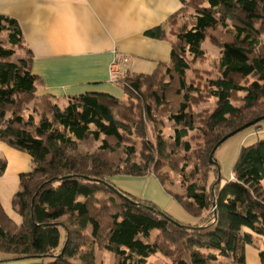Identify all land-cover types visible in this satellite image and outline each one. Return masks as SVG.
<instances>
[{
  "label": "trees",
  "instance_id": "1",
  "mask_svg": "<svg viewBox=\"0 0 264 264\" xmlns=\"http://www.w3.org/2000/svg\"><path fill=\"white\" fill-rule=\"evenodd\" d=\"M181 2L183 7L168 21L183 15L189 5L194 19L173 34L168 65H159L149 75L122 71L113 80L126 100L85 92L69 97L63 108L49 95L37 94V77L29 69L27 56L13 59L14 47L23 46L21 29L14 18L0 15V35L5 32L10 45L0 39V140L28 153L33 162L30 171L19 174V189L12 197L21 223L9 218L0 205V262L95 264L98 247L114 256V264H150L147 259L155 253L170 264H212L219 257L229 258L231 264H246L245 246L253 243L252 233L264 235V138L240 147L232 178L224 183L209 155L226 134L223 130L264 115V0ZM225 10L229 18L223 15ZM226 20L231 24L227 26ZM218 27H229V38L221 43L217 76L208 79L216 105L201 119L188 106L193 90L185 78L192 64L188 55L202 56L201 43L215 36ZM160 30L157 27L145 35L160 38ZM240 93H244L242 104H233ZM169 94L172 100L178 99L175 111L167 116L173 134L168 138L160 131L154 134L151 147L157 161L151 159L153 169L148 166L150 160L130 162L128 157L124 167H113L99 154L124 148V153L132 155L134 148L123 147L124 127L116 111L122 109L119 113L128 117L140 109L154 130L153 118L164 113L153 114L150 103L161 107ZM23 95L39 100L35 111L43 109L37 118L33 113L21 117ZM135 99L139 103L133 108L130 104ZM192 131H198L202 140L195 148L191 139L197 137L190 135ZM86 141H99L98 150L80 149ZM167 156L169 167L180 175L183 193L165 190L199 218L198 223L177 221L152 202L118 190L109 179L152 172L164 185L165 178L154 170ZM189 157L200 163L196 161L188 170ZM5 166L0 159V176ZM201 166L206 168L204 184L196 178ZM153 231L157 233L152 235ZM259 257L264 264V248Z\"/></svg>",
  "mask_w": 264,
  "mask_h": 264
},
{
  "label": "crops",
  "instance_id": "2",
  "mask_svg": "<svg viewBox=\"0 0 264 264\" xmlns=\"http://www.w3.org/2000/svg\"><path fill=\"white\" fill-rule=\"evenodd\" d=\"M181 7V0H0V15L14 18L21 29L23 46L14 47V55L19 50V56L13 59L27 56L29 69L37 77V94L49 95L63 108L69 97L85 92L107 93L124 100L120 96L121 87L110 75L114 50L117 55L128 57L121 69L132 75H149L159 65H168L171 43L175 40L168 19ZM157 27L162 37L145 35ZM0 39L5 46H10L5 32ZM259 127L256 132H264V127ZM2 145L16 151L4 149ZM0 150L13 157L14 171L20 173L19 152L24 151L1 140ZM24 153L31 161L30 155ZM159 193L163 200L174 204L179 216L193 221L170 197L162 191ZM197 219L190 224L198 223ZM102 250L95 247V264L106 261L114 264V256Z\"/></svg>",
  "mask_w": 264,
  "mask_h": 264
},
{
  "label": "rangeland",
  "instance_id": "3",
  "mask_svg": "<svg viewBox=\"0 0 264 264\" xmlns=\"http://www.w3.org/2000/svg\"><path fill=\"white\" fill-rule=\"evenodd\" d=\"M194 13L195 12L190 5L186 7V10L183 15H181L177 20H174L175 22L170 21L172 24L171 32L174 34L175 31L180 28L183 24H185V26L190 24L191 21L194 19ZM223 15L226 16V18H229L230 12L225 10L223 12ZM226 24L227 26L230 25L231 21L226 20ZM229 31V27H218L215 36L207 37L201 43V49L203 50L202 56L196 57L194 55H188V59H192V64L191 68L186 72L185 78L188 85H190V87L193 89L190 94L188 106L190 111L199 112L201 119H203L204 116H207L208 113L211 112L216 105L215 99L213 98V96H211V89L210 85L208 84V79L217 76V61L221 53V43L225 39L229 38ZM18 56L19 50H17L13 58L16 59V57ZM249 79L252 80V78ZM174 82L175 81H173L172 84ZM116 85L120 87L119 84L116 83ZM243 94L244 93H240L239 97H234L232 103L235 105L242 104L241 96ZM120 96H122L121 99L124 100H126L127 98L126 94H124L123 92ZM37 101L39 102V100L32 95L21 96L20 114L22 118L26 119V117L30 113H33V116L37 118V114H39V112L43 109V107L40 106L38 108V111H35ZM138 101L139 100L137 99L136 102L134 104H130V106L135 108L136 105H138L137 103H139ZM166 101L167 102L162 103L161 107L157 104L150 103V108H153V114H155V112L157 111H159V113H164V115L160 117L157 116L156 118H153L154 130L152 129L150 120L148 118V120L145 119L146 116L144 117V114L142 111L140 112V109H135V111L132 110L130 113L131 115H129L128 117L124 113H119L120 111H122V109L116 111L118 121L121 122V125L124 127V129L122 128L123 136L125 138L123 147H132L134 148V152L132 155H128L123 152L124 148H116L114 151H103L99 154L104 159H106L108 163H111L113 167H115V165H118L120 168L124 167L125 160L128 157L130 162L150 160L148 166L149 168L151 167V169H153L152 162L157 161L154 158L156 152L153 151L151 147L154 143V134L160 131L165 138H168V136L173 134L172 122L170 121V119L167 118V116L169 113L175 111L178 105V99L172 100V97L169 94ZM61 104L62 103L60 102V105ZM134 121H137L136 125H133ZM259 125L260 127H264V119L258 123V126H249L232 135L231 137L227 138L215 149L213 153V160L216 161V163L218 164V174L221 177V183H224L226 180L230 179L232 167L240 147L250 145L256 142L257 140L264 138L263 131L262 133L256 132V129L259 127ZM229 130L230 129H225L222 132L228 133ZM249 132H253V134L248 135ZM190 135L197 137L191 139V144L194 148L198 146V143L202 144V140L199 138L198 131H192L190 132ZM254 138L257 139L253 141ZM99 143V141H86L80 144V149L82 148L83 151L88 150L96 152L98 150V145H100ZM2 147L7 150L16 151L4 145H2ZM19 153L21 155V165L19 166V170L21 171L20 173L30 171L32 163L30 161L29 156L24 152ZM170 153L171 149L169 150V154ZM169 156L161 158L160 164L157 166V169L154 170L156 174L162 175L165 178L164 185L159 181L156 176H154V173L152 172L143 175H135L132 177H128V175L119 174L111 176L109 179L111 183L117 187L118 190H121L135 198L152 202L163 212L172 216V218L176 219L177 221L183 223H191L194 221V219L195 221H198L197 217L195 218L193 215L187 212L182 206V204L179 203L178 200L171 195V193L165 190L168 189L172 193H176L179 196L181 195V193H183L179 173L169 167ZM0 158L3 159L6 164L4 174L0 176V205L2 206L3 211L5 212V214H7L9 218L14 220L16 223H21L22 217L16 212L12 204L13 194L19 189L18 186L20 173L14 171L15 165L13 164V157L9 153L0 150ZM152 158L153 161L151 160ZM196 161L197 163H200L198 160ZM196 161L194 160V158L189 157L187 169H191ZM205 169V167L201 166L199 173L196 176L197 181L201 184L205 183V178H203ZM212 177L213 171L212 169H210L209 179L211 180ZM206 185L208 188L210 185L209 180H206ZM159 191H162L166 196L170 197L174 201L175 205L179 207L180 211H184L187 215L186 217H192L193 221H187L186 219L182 218L183 216H179L177 214V210L174 204H172V202L168 203L167 201L163 200ZM208 213L209 211L206 215H208ZM63 219L65 221V218ZM245 230L248 229L245 228ZM156 233L157 231H153L152 235H155ZM252 239V246L249 247L246 245L245 248V262L246 264H261L259 254L264 248V235L252 233ZM256 248L259 249L257 250ZM102 251L104 253H107V255L109 254L105 250ZM15 263L12 262L11 264ZM17 263L21 264V262ZM148 263L170 264V262L166 258L161 256L159 253H155L149 256ZM212 264H231V261L229 258L219 257L218 260L212 262Z\"/></svg>",
  "mask_w": 264,
  "mask_h": 264
},
{
  "label": "water",
  "instance_id": "4",
  "mask_svg": "<svg viewBox=\"0 0 264 264\" xmlns=\"http://www.w3.org/2000/svg\"><path fill=\"white\" fill-rule=\"evenodd\" d=\"M264 119V115H260V116H257L255 117L254 119L244 123L243 125L229 131L228 133H226L223 137L220 138V140L214 145L213 149L211 150L210 152V155H209V161L210 162H213L212 160V155L215 151V149L222 143L224 142L227 138L231 137L232 135L236 134L237 132L249 127V126H252V125H255L257 123H259L260 121H262ZM116 191V193L122 197H126L124 194H122L121 192H119L118 190L114 189ZM127 198V197H126ZM33 202V200H32Z\"/></svg>",
  "mask_w": 264,
  "mask_h": 264
},
{
  "label": "built area",
  "instance_id": "5",
  "mask_svg": "<svg viewBox=\"0 0 264 264\" xmlns=\"http://www.w3.org/2000/svg\"><path fill=\"white\" fill-rule=\"evenodd\" d=\"M114 57L110 63V75L111 78H116L122 73L121 67L128 61V57L124 55H117L116 51L114 50ZM214 208V207H213Z\"/></svg>",
  "mask_w": 264,
  "mask_h": 264
}]
</instances>
